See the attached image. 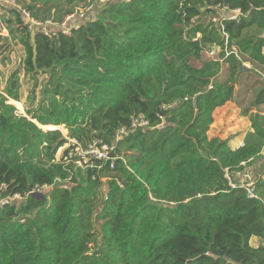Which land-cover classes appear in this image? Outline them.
Wrapping results in <instances>:
<instances>
[{
  "label": "trees",
  "instance_id": "1",
  "mask_svg": "<svg viewBox=\"0 0 264 264\" xmlns=\"http://www.w3.org/2000/svg\"><path fill=\"white\" fill-rule=\"evenodd\" d=\"M95 1L17 0L60 25ZM102 4L35 45L22 9L0 16V55L24 49L0 90V187L23 197L0 203V264H264V173L252 195L235 179L263 156L264 116L249 111L264 104V79L249 85L245 63L264 70V0ZM217 9L238 13L204 19ZM22 68L35 81L25 110ZM257 82L243 144L211 135L214 112ZM139 114L148 126L132 127ZM94 143L113 158L80 154ZM38 187L46 199L29 195Z\"/></svg>",
  "mask_w": 264,
  "mask_h": 264
},
{
  "label": "rangeland",
  "instance_id": "2",
  "mask_svg": "<svg viewBox=\"0 0 264 264\" xmlns=\"http://www.w3.org/2000/svg\"><path fill=\"white\" fill-rule=\"evenodd\" d=\"M102 1L104 0H96L95 3H92L94 4L92 6H89V7L82 6L80 8H77L76 11L78 12H76L73 16L71 15L70 19L67 21L68 23L67 26L69 27V30H70V27L72 26H77V24L79 23L81 24L83 22H86L88 19L94 18L97 15L99 7L103 5ZM2 10H4V8ZM1 15L2 13L0 14V16ZM233 15H236L235 11H230L227 9H217L216 14L205 17L204 19L219 21L221 17H225V16L230 17ZM48 20H52V19H48ZM2 26L5 28V24H3ZM2 34L8 35V31L4 29ZM11 46L13 47L12 49L7 48V50L5 51L3 50V55H0V90L3 89L4 84L9 78L11 72L17 68L19 69L22 65L24 49L22 48L20 44L13 45L12 43ZM218 50L217 48L211 49L210 51L206 52V55L209 58L215 59L217 57L216 53ZM245 65L247 67H250L251 69L250 71H252L251 80L247 82L249 83V85L254 83L255 80L260 81L264 79V70L260 66H258V68H255V67H252L250 63H245ZM222 75L225 76V73L221 74V76ZM47 77L48 76L46 74H41L38 77V86H37V94H36L37 99L41 97L40 89L43 83L46 82ZM20 79L22 83V87H21L22 99L19 102L21 103V105L23 106L25 110L24 102L26 101V99H30L28 97L31 96V93L35 87V81L31 79L29 75L25 74L23 68L20 70ZM260 87H261V84L257 82L255 86H251L247 92L245 90L240 91V89L244 87L239 85L238 86V89L240 91L239 99L243 100L244 102L239 103L237 99H235L219 107L214 112L215 120L213 124L211 125L210 134L217 135L221 137L222 139H228L234 147L243 144L248 132L253 131L252 122L249 116L250 114H246L244 112V109L245 107H250V105H252L253 101L256 98L258 91L260 90ZM242 93H246V96H243ZM11 102H12V98L9 97V103ZM252 112H258L260 115L264 116V104L258 107L251 106V110L249 111V113H252ZM45 129H49V128L46 127ZM62 131L64 135L67 134V130L64 129V126H63ZM68 145L69 144L67 143L65 146L61 147L58 150L57 155H56L58 159L62 157L64 148ZM262 153H263V156L258 162H256L255 164H253L252 166L246 168L245 170L241 172H237L235 175V179H237V182L239 184L244 185L248 189V192L250 195H252V191L250 189L251 184L255 181L256 177L264 173V147H263ZM136 174L138 175L139 178H141L139 176L140 175L139 172H136ZM103 181L105 184L102 185V189H101V194H100L101 201L102 199H104V196L106 192L108 191L107 179L103 178ZM48 188L45 187L42 190V192L39 194H44ZM18 201L20 202V200ZM259 243H260L259 239H257L256 237H253L252 244L257 245Z\"/></svg>",
  "mask_w": 264,
  "mask_h": 264
},
{
  "label": "built area",
  "instance_id": "3",
  "mask_svg": "<svg viewBox=\"0 0 264 264\" xmlns=\"http://www.w3.org/2000/svg\"><path fill=\"white\" fill-rule=\"evenodd\" d=\"M11 8V7H16L18 9H22L23 15L25 16V18L27 19V24H28V29L31 32H43L45 35H50L54 29H61L65 32H68L69 27L67 26V21L70 19V16L74 15L71 14L69 16H67L61 25L58 23L53 22L52 20H46V21H41L38 19H35L33 17L30 16L29 11H27L26 9H23L17 2V0H0V14H3V8ZM236 13L238 12L235 11ZM236 15H233L231 17H235ZM72 18V17H71ZM132 127L137 128V127H146L149 125V120L143 115V114H139V115H135L132 117ZM128 130L127 128H122L121 129V134L122 133H127ZM122 137V135L120 136ZM79 150V148L77 149ZM114 150V147H110L108 145H103L101 147L97 146L96 143L90 145L89 149L85 152H81V155L85 154H90L93 155V157L98 158V159H112L113 156H111V151ZM5 190V185H1L0 187V203L5 202L7 199H10L12 201H16V200H23V197L19 194H13L11 196H3V192ZM43 190V187H38L36 189H34L33 191L29 192L30 194H35V193H41Z\"/></svg>",
  "mask_w": 264,
  "mask_h": 264
},
{
  "label": "water",
  "instance_id": "4",
  "mask_svg": "<svg viewBox=\"0 0 264 264\" xmlns=\"http://www.w3.org/2000/svg\"><path fill=\"white\" fill-rule=\"evenodd\" d=\"M36 33L37 32H31V34H32V44L33 45H35V35H36ZM33 196H35V197H43L44 199H46L45 197H44V194H39V193H35V194H33Z\"/></svg>",
  "mask_w": 264,
  "mask_h": 264
}]
</instances>
